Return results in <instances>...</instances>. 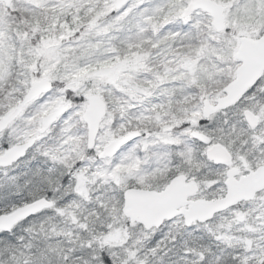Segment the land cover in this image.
Returning a JSON list of instances; mask_svg holds the SVG:
<instances>
[{
    "label": "snow or ice",
    "instance_id": "6c2138e0",
    "mask_svg": "<svg viewBox=\"0 0 264 264\" xmlns=\"http://www.w3.org/2000/svg\"><path fill=\"white\" fill-rule=\"evenodd\" d=\"M0 264H264V0H0Z\"/></svg>",
    "mask_w": 264,
    "mask_h": 264
}]
</instances>
